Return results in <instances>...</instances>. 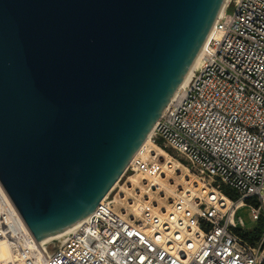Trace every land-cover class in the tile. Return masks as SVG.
Here are the masks:
<instances>
[{"label": "water", "instance_id": "water-1", "mask_svg": "<svg viewBox=\"0 0 264 264\" xmlns=\"http://www.w3.org/2000/svg\"><path fill=\"white\" fill-rule=\"evenodd\" d=\"M224 0H0V183L36 239L85 218Z\"/></svg>", "mask_w": 264, "mask_h": 264}, {"label": "built area", "instance_id": "built-area-1", "mask_svg": "<svg viewBox=\"0 0 264 264\" xmlns=\"http://www.w3.org/2000/svg\"><path fill=\"white\" fill-rule=\"evenodd\" d=\"M150 138L192 181L164 206L147 195L125 209L108 193L47 242L33 236L0 183V241L14 251L4 264H264V228L252 241L238 232L241 207L264 221V0H228ZM144 152L123 174L165 177L158 157Z\"/></svg>", "mask_w": 264, "mask_h": 264}, {"label": "bare ground", "instance_id": "bare-ground-1", "mask_svg": "<svg viewBox=\"0 0 264 264\" xmlns=\"http://www.w3.org/2000/svg\"><path fill=\"white\" fill-rule=\"evenodd\" d=\"M227 2H228V0H224V3L222 5L219 13H221L222 10L225 8ZM200 50H199L196 58L194 59L192 65L190 66L189 70L187 71V73H186L184 79L182 80L180 86L185 85V83L188 81L191 70H192L194 64L196 63V60H197L198 55L200 53ZM151 131L144 138V140L142 141L141 145L139 146V148H138L137 152L134 154V156L140 154L141 152H143L145 150L143 156L146 155V156H151V157H158V159L161 161V163L163 165V169L167 172L168 175H177L180 178V181L182 184L190 183L192 181L193 176H191L192 174L187 169V166L185 164H183L182 162H180L178 159L172 157L166 150H164L158 144L152 142L151 138H150ZM122 174H123V172H122ZM168 177H167V175L164 177L162 174L158 175V176H154V177H148L147 175L137 173V175L135 177H133V178L129 177L128 183L131 184V186L130 187L125 186L126 185L125 184L124 185L125 187L124 188L122 187L121 191L122 190H126V191L129 190L128 192H130L131 197H133L134 196L133 190L136 189V185L137 186L143 185V186H141L142 188L139 187L140 188L138 190L139 195H140V193L142 194V191H144L143 190L144 187L149 185L150 188L147 190V194L144 195V197H147V195H148L151 198V194L148 193L149 191L150 192H157V193L160 192L163 194L170 193V192L175 193L174 192L175 186L170 182V178H168ZM144 179H145V183L143 182ZM140 180H142V181H140ZM194 181H195V179H194ZM116 183H117V181H115L112 184L113 187L116 185ZM195 184L196 183H194V185ZM109 190L106 192V194H108L110 192ZM121 194L122 193H120L119 195H121ZM105 195L101 199H104L106 197ZM165 195H163V196H165ZM114 200H112V201H114ZM118 201H120V204L122 205V207L126 208V209L127 208L133 209L132 206L134 205V202H135L134 199L127 200L126 197H121V196H119ZM129 201H133V202L129 203ZM139 201H141V200H139ZM79 222L80 221H78V222H76V223H74V224H72L66 228H63L57 232H54L50 235L39 238V240L42 242H47L51 239L60 238L65 233H67L68 231L73 230L78 225ZM13 252H14L13 249L11 248V246L7 242L0 241V264H4L7 259L11 258L13 256Z\"/></svg>", "mask_w": 264, "mask_h": 264}, {"label": "rangeland", "instance_id": "rangeland-1", "mask_svg": "<svg viewBox=\"0 0 264 264\" xmlns=\"http://www.w3.org/2000/svg\"><path fill=\"white\" fill-rule=\"evenodd\" d=\"M174 158H176L175 156H174ZM124 172V171H123ZM122 175V174H121ZM137 175V173H135V172H133L132 170H127L123 175H122V177L120 176L116 181H117V183H116V185L113 187V185H112V187H110V192H109V194H108V198H112V197H114L112 200H114L116 197V199L114 200V202H116L115 204L116 205H119L120 204V201H118V198H119V196H121V197H126V199L127 200H131V199H134L135 200V202H134V204L136 203V201H139V200H141V201H143V196L144 195H146L147 193H145L144 195H143V192L144 191H142V194L140 193V195H139V187H141V186H143V185H136V189H134L133 190V193H134V196L133 197H131V193L130 192H128L129 190H122L121 191V189H122V187L124 188L125 186H131V184H129L128 182H129V177H131V178H133V177H135ZM169 176V177H168ZM167 177L168 178H170V182L175 186L174 188V192H176L177 191V188H180V185H184V184H182L181 183V181H180V178L177 176V175H168L167 174ZM140 181H142V180H140ZM127 182V183H126ZM144 183H145V179H144V181H143ZM126 184V185H125ZM123 185V186H122ZM125 185V186H124ZM135 186V185H134ZM142 188V187H141ZM145 188V187H144ZM144 190V189H143ZM120 193H122L121 195H119ZM149 194H151V199H153L154 201H157L160 205H167V202L168 201H170V199L173 197V195H174V193H165V194H163V193H160V192H148ZM130 194V195H129ZM163 195H165V196H163ZM106 196V195H105ZM131 198V199H130ZM136 198V199H135ZM146 198V197H145ZM129 203H131V201H129ZM121 205V204H120ZM122 206V205H121ZM123 208V207H122ZM132 208L133 209H136V206L135 207H133L132 206ZM126 209V208H125ZM128 209V208H127ZM238 215L241 217V219H242V221H243V223L245 224L244 226H243V228H240L241 229V231H252L257 225H258V223H254L253 221H252V219H251V217H250V214H249V210H248V208L247 207H241L239 210H238Z\"/></svg>", "mask_w": 264, "mask_h": 264}, {"label": "trees", "instance_id": "trees-1", "mask_svg": "<svg viewBox=\"0 0 264 264\" xmlns=\"http://www.w3.org/2000/svg\"><path fill=\"white\" fill-rule=\"evenodd\" d=\"M223 192H225L226 194H229V192L226 189H223ZM262 228H264V221H259L258 225L252 231H238V232L243 238L249 241H252L259 237L262 231Z\"/></svg>", "mask_w": 264, "mask_h": 264}]
</instances>
